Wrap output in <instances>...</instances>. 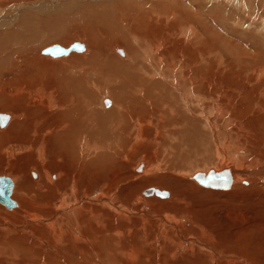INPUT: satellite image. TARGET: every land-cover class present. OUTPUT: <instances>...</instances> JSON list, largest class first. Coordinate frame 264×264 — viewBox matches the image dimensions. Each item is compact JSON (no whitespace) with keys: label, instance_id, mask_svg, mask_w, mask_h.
Masks as SVG:
<instances>
[{"label":"bare ground","instance_id":"1","mask_svg":"<svg viewBox=\"0 0 264 264\" xmlns=\"http://www.w3.org/2000/svg\"><path fill=\"white\" fill-rule=\"evenodd\" d=\"M15 1L20 0H13V2ZM181 1H186L189 4L190 0H165V2H162V0H143L144 3L138 7H131L130 4H123V8L126 11L135 15L134 21L136 24L134 22L128 23L130 29L129 34L120 35L117 32H111L108 24L116 19L113 6L100 5L93 1L85 3L86 6L84 7L86 8L84 9H82L81 6L80 8L82 11L79 13L78 11L80 9L77 10L79 15L75 16L73 13L74 17L62 21L61 17H58L56 14H51V16L49 15V17L45 19L35 18L32 14L22 16L19 24L14 22L16 24L12 26L15 27L12 32H10V30L1 32L0 29V65L2 66L0 67V111H10V114H7L8 118L4 125H1L0 120V127L4 128L8 122L13 120L11 111L12 114L14 113L16 115L11 126H9L6 131L0 132V167L4 170L12 167L23 175L26 173V170L21 169L23 166L22 164H24L23 167L25 168L37 166V168L44 172V178L46 182H48L46 193L40 194L41 199H39V202L34 203L35 200H33V202L32 199L35 197L31 195L28 196L22 191L23 187L25 190L30 185H32L35 193H37V187L38 189L42 188L38 182H34V180L38 179V174L36 172H31L29 180H22L21 189L16 193L18 198L25 204L24 207L14 212H7L6 210H3V212L0 211V214L2 213L0 217H3L5 222L4 224L1 223L0 226H7L6 237L3 240L0 239V253L6 251L7 256H13L12 259L14 257L16 258L19 253V256H23L21 260L26 262L25 264H168L169 261H171L170 257H176V253L164 247L163 241H168L167 239L169 238L165 235H161L163 234L162 225L164 223L171 224L172 222L174 230L180 235V231L178 232V230L181 227L179 228V226L184 227L188 220L185 217L177 218L172 214H168V216H164L163 214L160 216V214H158L157 217L160 218V220H158L159 229L157 226L155 228L153 225L149 226L150 229H148V220L153 217L151 212H153V210L155 211L152 206H155L157 202L152 205L150 204L151 200L146 199L147 196H156L157 198L161 197L166 199L169 198L172 193L167 191L168 195L160 196L156 193H141L140 189L137 192L135 191L137 189L133 190L135 191L133 193L129 187L130 189L127 188L121 192V196H123V193L128 195L126 201H131L128 206L135 209V211L125 208L121 204H113L117 201L119 186L124 185L122 179H126L128 183L133 184L134 188H138V185L142 184V181L139 182V180L146 179L148 184H154L156 179H161L160 176H150L154 174L156 170L158 172L160 171V162L153 164L149 162V160L148 164H146L145 160L140 159L138 160L139 162L137 161L133 164V167L131 164V160L134 157L133 154L143 145L142 142L144 141V137L146 135L150 136V133L147 132L144 126L145 123H147V119L150 125H154V121L148 118L152 112L163 111L168 124L172 125L168 127L169 129H172L173 126L180 127L179 132L177 131L176 134L175 132L171 133L169 129H167L169 135H164L157 139V133L155 132L151 135V138L153 139V151H164V153H161L158 157L163 159L162 163L164 160L165 163L167 161L168 166H170L172 170L177 171V174H180L181 178L189 179L190 181L196 179L200 183L197 176H203L205 178L210 173H215L219 175L214 178L213 181H217L218 177L222 180L223 172L230 177V185L227 188L212 187L204 185L203 183L200 184L207 188L227 190L232 187L234 181L243 179L244 173L245 175L248 174V172L243 171V165H238L240 158L247 153L248 149L247 146L241 144L242 140L239 139L241 136L239 131H245L249 138H251V134L248 129L240 126V124L245 126L243 122L237 120L231 121L230 117H226V114H224L231 110V108H235L234 104L237 101L234 100L232 93H235L239 86H237V84L235 86L232 83L234 87L232 91H229L227 87L223 88V85L226 84L223 80L227 82V77H223V73H221L222 69L218 70L219 65L222 64V59L221 61H217L216 59L213 60L214 47L210 33L211 29H209L210 27H202L204 33H207V37L204 35H200L201 37L197 36L198 31L195 25L201 26L204 24L198 23V21H201L198 20V15L201 11L196 12V10L193 11L188 7H181L180 9L177 5H179ZM198 1L191 0L190 3H200ZM232 1L234 6H237L236 8L245 9L241 1H239L238 4V0ZM7 2L8 0H0V7L5 6ZM186 2L181 3L186 4ZM222 3L223 0L219 3L220 5L218 4L219 7H217V9H220L218 14L223 16L224 10L225 15L232 17L233 13L231 12L229 3ZM201 4L203 5L204 9H202L204 12L206 9L208 10L210 8L213 11L212 7L215 8L217 6L216 0H202ZM238 5L240 7H238ZM261 5L264 6V3ZM152 6L155 7L151 10ZM136 8L137 12H135ZM176 14H179L177 19H175L177 17ZM152 16H156V18ZM173 16L176 17L173 18ZM210 16L212 15L210 14ZM28 19L33 21H29ZM236 19L237 18H235V20ZM167 20H169V22H166ZM9 21L8 22L11 23V20ZM22 21L23 25H21ZM176 21L177 24H179L177 26L178 28L172 26ZM260 21L264 22V14ZM250 25L251 24H249V26ZM256 28L259 30L262 28L264 32V23L259 24L257 21ZM168 29L174 30L166 37L162 36L161 34H165L164 31ZM39 31L40 34L50 33L52 37H50L49 41L47 40L44 44L39 45V43L35 42V38ZM83 32H86L85 35L88 37L90 50L86 48L87 46L84 43H81L82 41L78 40L76 42L83 44L81 50L73 49L69 53L56 56L45 53L43 49V51L40 52L41 55L38 53L39 49L52 43H62L61 45L67 44L66 42L68 40L77 36L75 33H78L82 38ZM258 32L261 33V31ZM65 35H67V37ZM142 36L144 38H151L153 40L151 45L144 44L141 40ZM176 36H180L179 38H182V41L178 38L171 40ZM165 41L168 42V45L164 44ZM118 44L125 47V52L118 49ZM19 46L24 47L23 54H19L13 49ZM55 46L60 45L55 44ZM75 51H81L83 53L76 54ZM205 53H207V56L209 55L213 64L209 65L210 63H207L208 65H201L200 60L202 58H199L202 54L206 55ZM216 65H218V67ZM186 70H188V76ZM261 73H264V70ZM233 80H236V78H233ZM105 86L108 89L107 92H99L100 89ZM209 86H211V89L212 86H215V89H217V99H214L215 96L212 98L209 94ZM259 91L261 92V90ZM224 92H228V101L232 99L233 107H228L229 103L223 105V103L227 101L225 100L223 102ZM245 92L246 91L241 92L243 96H241L242 99L240 98L239 102H241V100L248 102L252 100V108L255 106L260 114H256L252 117L251 114H255L252 109L249 110V114L247 113L248 111L246 113L239 112V114L252 117V120L248 122L247 125L257 130V126L264 123V101L261 105L260 101H258L259 99L257 100L254 98L256 96L255 93L258 95V92L254 90L249 92L247 89V92ZM106 93H108V96H103V94ZM261 95L264 99V94L261 93ZM205 96L210 99V105H207L208 110L204 109V102H207ZM26 106L28 108H25ZM185 108L188 109V112L182 114ZM235 109L237 110V108ZM240 111H242L241 108ZM1 114L5 113L3 112L0 113V115ZM198 115H202V119L209 117L210 124L203 128L201 120L198 119ZM131 117L139 119V122L136 124L135 121L130 122ZM223 120L225 122H223ZM256 122L258 125H256ZM135 127L137 131H135ZM155 128L157 131H160L157 125H155ZM257 133L262 135V139L260 142L252 140L257 146L252 149L254 152H260L263 156L264 148L261 151L260 149L264 147V130L261 133L257 131ZM198 134L201 137L203 134L206 135V141L204 140V143L201 137L195 138ZM133 137L142 141L136 144L134 143ZM223 139L226 140H224V143L227 142V145L222 142ZM167 140H169V143ZM182 141L184 143H182ZM243 142L248 145L246 140H243ZM10 145L26 146L23 147V152L21 151L19 153L21 155L16 159L14 158L15 161L8 162V160L15 155H12L11 151L7 149L6 146ZM52 145L57 146V153L53 152L54 147L51 149L50 146ZM5 147L8 151L4 149ZM25 149H27V151H25ZM209 151H212L215 155L213 162L199 166L197 162L198 154L207 155L206 152L210 153ZM212 154L208 156L212 157ZM191 156L197 158L196 161H194L197 162V166H192L191 170V165L190 168L188 167L189 169L183 166L179 167L180 164L178 165V163L181 159H186V161H188V158ZM200 158L201 160L203 159L202 157ZM46 160H49L47 163L49 168H44V166H42V163ZM183 162L184 161L181 163ZM251 163L259 165L258 176L264 174V161L259 157V154L254 156ZM184 165L186 164L184 163ZM187 165H189V162ZM255 165L253 166L255 167ZM197 167H199V169L203 168V170L193 172L194 174L192 175L185 173L191 172ZM241 168L243 169L241 170ZM92 169L97 172V175L91 171ZM50 170L58 171L60 173L58 177H60L62 173L63 178L54 183L53 176L50 175ZM137 171H141L142 173L140 175L144 174L145 177L138 179L139 176L135 175L138 173ZM85 174L90 177H85L86 179H84V182H90L92 178L96 179L92 187L87 190H93L97 186L110 189L103 198L108 204H81L79 201L80 196L76 194V189L78 191L81 189L77 188L75 183L78 176H83ZM18 177L20 178V176ZM23 177L25 176L23 175ZM30 178H32L31 180H33V182L30 181ZM54 178H57V175H54ZM16 179L11 180L13 182ZM29 181L31 183H29ZM173 182L178 183L174 180L169 181L168 186L171 185L172 190L175 189V187L172 186ZM241 182H243V180ZM14 183L15 182H13L11 198ZM77 183L80 184V181H77ZM144 183L145 182H143V184ZM67 185H70L73 190H69L66 194L59 195L62 197L61 200L51 199L52 195H54L53 193H55L58 188L64 189ZM196 187H194L192 183L184 182L183 189L179 190L182 186H178V188H176L178 190L175 189L174 194H182L183 192L191 193L192 190H196L195 192L193 191L194 194L205 192L203 191L204 189L199 190ZM240 189L242 188L240 187ZM213 193L223 196V192L221 191L215 190ZM182 198L184 199L183 204L185 205L187 204V200L189 202L193 201V196L191 194L184 195ZM84 199H86L84 203L90 201V198L85 197ZM0 203L7 208L16 206L15 204L9 207L4 202L0 201ZM53 204H56V207H54ZM131 204L134 205L131 206ZM159 204L161 207H174L179 211L191 214L183 204L160 202L157 205ZM60 205H62V208L59 210ZM192 205L194 206L192 207L193 212H203L201 211L202 208L200 209L196 204ZM41 206L57 208V210H55L57 215L67 211L65 220L53 218L49 221H45L40 218L43 216L41 210L38 214L31 212L19 213L25 208L39 210ZM158 207L159 209L156 207L157 212L163 209L160 206ZM190 207L191 206H189V208ZM106 208L107 210H105ZM200 215V218L196 217V219L198 218L197 226L201 228L197 226H195V228H197L199 232L213 234L214 241H204L202 238L203 240L199 239L194 242L212 252V254L208 255H210V260L213 261V264H238V262H241L242 259L235 256L238 251L232 253L227 250V245L232 241L226 242L227 240H223L222 238V240L219 241L218 238L223 236V230L220 227H216L215 230H212V228L204 222L208 218L206 219L204 218L205 216L202 214ZM121 219L123 221H121ZM22 220L25 221L22 222ZM29 222L31 223L30 226ZM232 225V223L229 224V228H231ZM62 226L64 228L68 227L69 234L67 237H65V232L67 230L63 229ZM242 228L240 229L242 230ZM23 229H25L24 232H27L26 234L28 236L38 239L39 242H30V239L21 237L20 235L24 233ZM197 229L191 228V231H198ZM217 229L219 230L217 231ZM237 229H239V227L235 228V230ZM248 229L245 227L244 230L247 231ZM19 230L23 233H17ZM220 230L222 231L219 232ZM3 233H0V236ZM9 233L15 234V236H9ZM247 233H250V231ZM230 235H233V233ZM242 235L243 232L241 233V236ZM179 238L180 237H178V239ZM136 240L140 241V245L142 246L145 245L149 247L153 245L155 248V251H153L154 253L152 254L150 251L147 252V250L137 247L136 244L138 243ZM215 241L216 243L214 246L212 243ZM50 242L60 244V252L57 253L55 251L54 253V249H49L47 252L21 253L24 249L29 250L31 247L36 246V244L41 249L45 244L50 245ZM183 242L182 245L187 241L184 239ZM25 246H29V248ZM185 247L187 249L189 246ZM252 247H249L246 251L251 252ZM56 250L58 251V249ZM66 254L73 258H68ZM78 254L80 258L77 256L75 257V255ZM9 260L11 259L9 258ZM135 260H137L136 263L133 262ZM193 263L205 264L200 257L194 258Z\"/></svg>","mask_w":264,"mask_h":264},{"label":"rangeland","instance_id":"2","mask_svg":"<svg viewBox=\"0 0 264 264\" xmlns=\"http://www.w3.org/2000/svg\"><path fill=\"white\" fill-rule=\"evenodd\" d=\"M89 1H93L94 3L100 4V5H112L113 6L114 13L116 14V19L112 20L108 25L110 26V31L111 32H117L120 35L121 34H129L130 33V29H129L128 23L134 22L136 24V22L134 21L135 15L133 13L130 14L128 11H126L123 8V4H130L131 7H138L139 5H142L144 3L143 0H25V2H24V0L15 1V2H13V0H10L11 3L8 0V2L6 3L5 6L0 7V29H1V32L9 31V30H10V32H12L14 30V28H15V27H12V26L14 24H16V23L19 24L20 18L22 16L32 15V14H33V16H35V18L38 17V19L39 18L40 19H45V18L49 17V15L51 16V14H53V15L56 14L58 17H61V21H62V20H65L67 18L74 17V15L75 16L79 15L80 11H82V9L86 8V7H84V6H86L85 3H88ZM172 1H174V0H172ZM190 1H189V4L186 1H181L183 3L186 2V4H183V3L179 2V5H177V6L180 9H181V7L182 8L183 7H188L190 9H192L193 11L196 10V12H200L201 11L200 14L198 15V20H201V21L200 22L198 21V23H204L205 25L204 24H203L204 26L203 25L200 26V25H197V24L195 25L196 29L198 31L197 36L204 35L205 37H207V33H204L202 27H204V28H209L210 27L209 29H211L210 33H211V36H212V39H213L212 43H213V47H214L213 60L216 59L217 61L218 60L221 61V59H222V64L219 65V67H218V65H216V66L218 67V70L222 69L221 73H223V77H227V82L223 80V82L226 83V84L223 85V88L227 87L229 89V91H232L234 89V87L232 86V83L235 86H236V84H237V86H239V87H237V91L235 93H232V96L234 97V100L237 101L234 104L235 108H237V110L235 108L234 109L231 108V110H229L227 113H224V114H226V117H230L231 121L237 120V121L243 122L245 124V126L243 124H240V126H243L245 129H248L249 133L251 134V138H249V137H247L245 131H242V132L239 131V133L241 134L239 139L242 140L241 144L244 145V146H247L248 149H247V153L245 155H243V157L240 158V160H239L240 162H239L238 165H241V166L243 165L242 167L244 169L241 168V170L243 169V171L244 172L245 171L248 172V174L245 175V173H244L243 174V179L234 181V184L232 185V187L230 189H227V190L207 188V187L202 186L196 179L193 180V181L192 180L190 181L189 179L181 178V175L177 174L178 173L177 171L172 170V168L170 166H168V162L167 161L165 163V160H164L163 163H162L163 159L158 157L161 153H164V151H162V150H160L158 152H154L153 151V144H152L153 143V139L151 138V135L156 132L157 133V139L161 138L164 135H169L168 132H167V129H169L168 127H170L172 125L168 124V122L166 120L167 118L163 114V111L162 112H152L148 116V118H151L154 121V125H150L149 122H148V119H147V123H145V126H144V128L146 127L147 132L150 133V136L146 135L144 137V141L142 142L143 145L137 152H135L133 154L134 157L132 159L133 161L131 160V164H132V167H133V164L136 163L140 159L145 160L146 164H148L149 160H150L149 162H151L153 164H156L157 162L158 163L160 162L159 163L160 166H161L159 168L160 171L158 172L156 170L155 173L150 175V176L151 177L160 176L161 179H156L154 181L155 183L153 182L154 184H148L147 183L148 181L146 182V179L145 180L144 179L143 180H139V182L142 181L141 182L142 184H140V185L137 184L138 188H134L133 184L128 183L126 179H122V182L124 183V185H120L119 186V189H118L119 190L118 191L119 196L116 193L117 194V201L114 202L113 204H121L125 208L132 209V210L135 211V209H133V208L128 206L129 202H131V201H126L128 195H125V193H123V196H121V192H123V190L127 189V188L128 189L131 188V191L137 189V190H135L136 192L139 191V189H140V192L144 193L149 188L153 187V188H156V189L160 190L161 192L162 191H168V192L172 193L171 195L173 197L170 195V197L166 198V199H163L161 197L157 198L156 196L155 197H153V196H149L148 197L147 196V198H146L148 200H151L150 204H152V205L157 202L155 204V206L151 205L152 208L155 209V211L153 210V212H151V215H153V217L150 220H148L149 221L148 227L153 225L155 228L157 226V228L159 229V221L158 220H160V218L157 217L158 214H160V216H162V214L164 216H168V214L169 215L172 214L173 216L175 215V217H177V218L185 217L189 221V222L186 221V224L184 226L185 228L182 227V226H179V228L180 227L181 228L179 230L177 229L178 232L180 231L179 232L180 235L176 233V230H174V225H172V222H171V224L164 223L162 225L163 234H161V235H165V236H167V238H169V239H167L168 241H165V242L163 241L164 247L167 248V250L171 249L170 250L171 252L173 251L174 253H176L175 254L176 257H174V258L170 257L171 261H169V263L167 262L168 264H171V263L172 264H174V263H177V264H179V263L180 264H194L193 263V259L197 258V257H200V259H203V263H205V264H211V263L213 264V261L210 260L211 259L210 255H208V254H212V252L210 250L206 249L205 247L200 246V244H197V243L194 242L195 240L197 241V240L202 239V238L204 239V241H206V240L207 241H209V240H213L214 241L213 234H210L208 232H199V230L197 228H195V226H197V219L200 218V216H201L200 214L205 216L204 218H206V219L208 218L204 222H206V224L209 227H211L212 230H215L216 227H220L223 230V236L218 238L219 241H221L222 239L223 240H227L226 242L232 241L230 244L227 245V250L232 252V253L238 251L237 255H235V256L238 257L239 259H242L241 262H238V264H243V263H246V264H249V263L258 264L259 262H260L259 264H264L263 263L264 262V224H260V223H264V174H261L260 176H258L259 165L258 164L255 165V164L251 163L252 159H254V156L256 154L257 155L259 154V157H261L263 159V161H264V155L262 156V154L260 152H256V151L254 152V150H253L255 147H257L256 144L253 141L260 142L261 139H262V135L258 134L257 131L259 133H261L264 130V125H263L264 123L258 125L257 122H256V125H258L257 126V130H255L254 128L248 127V125H247L248 122H250L252 120V117L254 115L260 114V112H259V110L256 109L255 106H253V108H252V106H251L252 105V100L250 102L244 101V100L243 101L241 100V102H239V99L240 98L242 99L241 96H243V94H241V92L242 91L243 92L244 91L247 92V89H248L249 92H252L253 90L255 92H258V95L255 93L256 96L254 98H256L257 100L259 99L258 101H260L261 105H262V102L264 101V99H263V97L261 95V93L264 94V73H261L264 70V32H263L262 28L260 30L256 28L257 21H258L259 24H263L264 23V22L260 21V19L263 18V14H264V9H263L264 6L261 5L262 3H264V1H260V0H254V1L253 0H245V2H244V0H238L237 4L239 3V1H241V4L243 3V6L245 8V9H238V8H236L237 7L236 5L234 6L232 0H228V1L227 0H223L222 4H225V2L229 3L230 8H231V12L233 13L232 17H230V16L228 17L227 15H225L224 10H223V16L218 14L220 9L219 8L217 9V7H219V5H220L219 3H221L222 0L221 1L216 0V5L217 6L215 8L212 7L214 12L211 10V8L208 9V10L206 9V11L204 12L203 5L201 4L202 0H199V1L196 0V1L200 2V3H197V2L190 3ZM82 2H83V4H82ZM162 2H165V0H162ZM249 2H251V3H249ZM167 3H165V4L168 5ZM239 5H238V7H240ZM81 6H82V9L80 8ZM154 7L155 6H152L151 10ZM78 9H80L78 11L79 13L77 12ZM175 9H177V8H175ZM214 9H216V10H214ZM240 10H241V12H240ZM210 11H212V12H210ZM75 12H77V13H75ZM135 12H137V8L135 9ZM208 12H210V13H208ZM73 13H74V15H73ZM203 13L206 14V15H209V16H206ZM69 14H70V16H69ZM210 14L213 17L210 16ZM176 15H177V17L173 16V18L176 17L175 19H177L179 17V14H176ZM156 16H152V17L156 18ZM201 17H202V19H201ZM9 18H11V19H9ZM230 18H232V19H230ZM235 18H237L239 20H237V19L235 20ZM8 19L11 20V23H9L10 21ZM12 19H13V21H12ZM28 20L29 21H33L31 19H28ZM162 20H165V19H162ZM212 20H213V22H212ZM237 21H239V22H237ZM14 22H16V23H14ZM166 22H169V20H167ZM249 24H251V25L249 26ZM21 25H23V21H22ZM178 25L179 24H177V21L172 24V26H174V28H178L177 27ZM262 27H263V25H262ZM173 30L174 29H168V30L164 31L165 34H161V35L166 37ZM258 31H261V33H259ZM75 34L77 36L75 37L73 35L74 37L71 40H68L66 42L67 44L63 43L64 45H61L62 43L61 44L60 43H52V44L46 45V46L42 47L41 49H39L38 53L40 54L41 51H43L46 48H49L51 46H55V44L56 45H60L62 47H69L70 45H72L74 42H76L78 40L82 41L81 43H84L87 46L86 48L89 49L90 48V44H89L88 37L85 35L86 32H83V37L82 38L79 36L78 33H75ZM65 36L67 37V35H65ZM50 37H52V34H50V33L40 34V31H39L38 35L35 38V42L39 43V45H42L47 40L49 41ZM179 37L180 36L173 37L171 40L178 38L179 40L181 39L180 41H182V38H179ZM145 38L143 36L141 38L143 43L146 44V45H151V42L153 40L151 38H146V39ZM164 44L168 45V42L165 41ZM117 47H118V49H121V50H123L125 52V47L124 46H121L120 44H118ZM178 48L182 49L181 47H178ZM13 49L15 51H17V53H19V54H23L24 53V47L23 46L14 47ZM75 53L76 54H82L83 52L75 51ZM205 54L206 55L202 54L200 56V58H199V59L202 58L200 60L201 65H208L207 63H210L209 65L213 64V62L211 61L209 55L207 56V53H205ZM221 56H222V58H221ZM203 57L208 59V60L204 59ZM122 58H124V57H122ZM203 61H204V63H203ZM205 62H206V64H205ZM244 65L245 66L247 65V66L245 67ZM0 67H2V66L0 65ZM187 72H188V70H186V74L188 76L189 74ZM233 78H236V80H233ZM246 80H247V83H246ZM255 85H257V86H255ZM255 88H256V90H255ZM107 90L108 89L105 86V87H102L99 92L104 93V92H107ZM208 90H209V94L212 96V98H214V96H215L214 99H217L218 94H217V89H215V86H212V89H211V86H209ZM259 90H261V92ZM32 92H34V91H32ZM227 93L228 92H224L223 93V102L225 100H227L226 102L223 103V105H227L229 103L228 107L229 106L233 107L232 106L233 105V103H232L233 101H232V99L230 101H228ZM105 95L108 96V93L103 94V96H105ZM205 99L207 100V102H204L205 103V105H204L205 108L204 109L208 110L207 105H210V102H209L210 99L207 96H205ZM25 108H28V107L26 106ZM240 108H241L242 111H240ZM250 109H252L255 112V114H251L252 117H250V116L247 117L246 115L243 116V115L239 114V112L240 113L241 112H245L246 113L247 111H248L247 113L249 114V110ZM3 112L5 114H10V111H6V110H4L2 112L0 111V113H3ZM187 112H188V109L185 108V109H183L182 114H186ZM11 115H12L13 120L11 122H8L4 128L0 127V132L6 131L8 129V127L11 126V124L15 120L16 115L14 113L12 114V111H11ZM198 117H199L198 119L201 120V122H202L201 125H203V128H204V126L207 127L210 124L209 123V119H210L209 117L204 118V119L201 118L202 115L201 116L198 115ZM133 121H135V124H136V123L139 122V119L131 117V121L130 122H133ZM223 122H225V121L223 120ZM155 125H157L160 128V131L156 130ZM179 128L176 127V126H173L172 129H169V131L171 133L175 132V134H176L177 131L179 132ZM135 131H137L136 127H135ZM191 135H190V137H191ZM203 135H204V137H203ZM203 135L201 137L198 134L197 137H195V138L201 137V139L203 140V143H204L206 141V135L205 134H203ZM171 136L174 137L173 135H171ZM133 139H134V143H136V144L140 143L142 141L140 139H137L136 137H133ZM224 140L225 139L222 140L223 143H224ZM243 140H246L248 142V145L245 142H243ZM167 141L169 143V140H167ZM182 143H184V142L182 141ZM225 143L224 144L227 145V142H225ZM19 146L18 145L6 146L7 149L11 151L12 155L15 154L13 158H10L8 160V162L13 161L14 158L16 159L19 155H21L19 153L24 149L23 147H25L26 145H23V146H20V147ZM6 147L4 149H6ZM50 147H51V149H53V147H54V149H53L54 151L53 152L57 153V151H56L57 146L52 145ZM263 148L264 147H262L260 149V151L263 150ZM25 151H27V149H25ZM209 152L211 154L213 153L212 151H209ZM210 153L206 152L207 155L198 154V159L195 158L194 156H191L190 158H188V161H186V159H184V160L181 159L180 161L181 162L184 161V162L181 163L179 161V163H178V161H177V163H178V165L180 164L179 167L183 166L184 168H188V167L190 168V165H191V168H190V170H191L192 166H197V162H198L199 166L200 165L203 166V164H205V163L213 162L215 155L213 153L212 157H210L211 156ZM252 154H253V156H252ZM208 155H210V156H208ZM199 156L202 157L203 159L201 160V158ZM247 157H249V158H247ZM196 159H197V162H194V161H196ZM241 159H243V160H241ZM48 161L49 160H46L44 163H42V166H44V168L45 167L49 168V165L47 164ZM188 162H189V165H187ZM184 163L187 166L184 165ZM22 165L24 166V164H22ZM22 165H20V166H22ZM246 165H247V168H246ZM253 165H255V167ZM23 166H22L21 169L22 170H24V169L26 170V173L23 174L25 177H23V175L18 173L16 171V169H14L12 167L9 168V169H6L7 171L0 167V176L9 177L10 179H16L17 178L16 180L13 181L15 183H14V189H13V193H12V199L15 200L16 206L13 207V208H7L6 206H4V205H2L0 203V211L1 212H3V210H6L7 212L19 211V210H21L24 207L25 204L18 198L16 193H18V191L21 189V187H20L21 186V181L24 180V179H27V181L29 180L31 172H36L38 174V179L34 180V182L35 183L38 182L41 185L42 188L38 189V187H37L36 192L38 194L34 192V189H33L32 185H30L25 190H24V187H23L22 191H24V193H26V195H28V196H30V195L34 196L35 198L32 199V201L35 200V202L33 201L34 203L39 202V199H41L40 194L46 193V186H48V182H46V179L44 178V172L41 171L39 168H37V166H31V167H28V168H25ZM236 166H237V164H236ZM175 167H178V166H175ZM202 170H203V168L199 169V167H197V168H195V170H192L191 172H185V173H188L189 175H192V174H194L193 172L202 171ZM248 170H250V171H248ZM91 171H93V173L95 175H97V172L95 170L92 169ZM260 171H261V168H260ZM57 172L58 171H56V170H53V171L50 170V175L53 176V182L54 183L60 181L63 178V174L61 173V176L58 177V174H60V173L59 172L57 173ZM137 172L138 173L135 174V175L139 176L138 179H141L142 177H145L144 174L140 175L142 173L141 171H137ZM54 175H57V178H54ZM253 175L254 176L256 175V176L254 177ZM18 176H20V178ZM87 176H88L87 174H85L83 176H78L77 179H76V183H75L76 187L81 189L80 191H78L76 189V191H77L76 194L80 196L79 201L81 202V204H108L106 201L103 200V198H104V196H106V194H107L106 192H108L110 189L107 188V187H102L101 188L100 186H97L93 190H87V189H90L92 187V185L94 184V182L96 181L95 178H92L90 182H84V179H86L85 177H87ZM150 176H148V177H150ZM89 177L90 176H88L87 178H89ZM31 179L32 178H30V181L33 182V180H31ZM170 180H174V181H177L179 183V184L176 183V182L172 183V186H174L175 189L178 188V186H180V187L182 186V188H179V190L183 189L184 182H187V183H190V184L192 183V185L194 187L197 186L196 188H198L199 190H203L204 189L203 191H205V192H202L200 194L197 193L198 194L197 195V194H194V192L196 190H192L191 193L183 192L182 194H178V193L174 194L175 193L174 192L175 189L172 190L171 189V185H169L170 187L168 186V183H169ZM242 180H243V182H241ZM30 181H29V183H31ZM77 181H80V184H78ZM143 182H145L146 184L145 183L143 184ZM194 183H195V185H194ZM234 186L235 187L238 186V187L235 188ZM240 187L242 189H240ZM235 189H236V192H235ZM69 190H73V188L70 187V185H67L66 188H64V189L58 188L55 191V193H53L54 195H52L51 199H55V200L59 199V200H61L62 197H60L59 195H62L64 193L66 194L67 192H69ZM176 190H178V189H176ZM215 190L219 191V192L220 191L223 192V196L218 195V194L215 195V193H213V191H215ZM135 191H133V193ZM237 193H238V195H237ZM183 194L184 195L191 194L193 196V201L189 202L187 200V204L186 205L183 204L184 203V199L182 198L184 196ZM219 196H220V198H219ZM85 197L90 198V201L84 203L85 200H86V199H84ZM176 200H178V201H176ZM66 201H67V199H66ZM159 201L160 202H164V203H168V204H183L184 207L187 208L190 211L191 214H189L188 212L184 213V211H179L177 208H174V207H168V206H162L161 207L160 204L157 205L158 203H160ZM30 202H31V198H30ZM192 204H196L200 209L202 208L201 211H203V212H198V213L193 212L192 207H194V206ZM55 205L53 204L54 207H56ZM133 205L134 204H131V206H133ZM158 206H160L163 209H160L157 212V209H159ZM189 206H191V207L189 208ZM45 207L46 206H41L39 208V210L38 209H31L30 210V208H25L24 210L20 211L19 213H21V212L22 213L31 212V213L38 214V213H40L42 211L41 213L43 214V216L40 217V218H42L45 221H49V220H51L53 218L54 219L60 218V219H64L65 220V214L67 213V211L63 212L62 214H58L57 215L56 212H55V210H57V208L55 209L53 207H49L48 206L45 209ZM156 207H157V209H156ZM61 208H62V205H60L59 210ZM37 210H38V212H37ZM45 210H47V211H45ZM105 210H107V208ZM151 211H152V209H151ZM0 215L2 216V213ZM154 216H156V217H154ZM196 217H198V218L196 219ZM5 218H7V217H5ZM77 218H79V217H77ZM24 221L22 220V222H24ZM121 221H123V220L121 219ZM254 222H256V223H254ZM1 223L2 224L5 223L3 217H0V224ZM231 223L233 224L232 227H231L232 229L229 228V224H231ZM217 224H219V225H217ZM30 225H31V223L29 222V226ZM42 225H46V224H42ZM252 226H253V228H252ZM197 227L201 228L200 226H197ZM236 227L237 228L239 227V229L235 230ZM245 227L247 229L248 228H250V229H248L246 231V230H244ZM62 228L67 230L65 232V237H67V235L69 234L68 227L64 228L62 226ZM191 228L192 229H197L198 231H191ZM240 228H242V230ZM6 229H7V226H5V225H3V226L1 225L0 226V233H3V232L5 233V234L3 233L0 236L1 240H3L6 237V232H7ZM148 229H150V227ZM134 230H137V229H134ZM218 230L219 229H217V231ZM222 230H220L219 232H221ZM234 230H235V232H234ZM24 231H25V229H23V232ZM185 231H186V233H185ZM249 231H250V233H247ZM23 232H20V230H19L17 233H23ZM242 232H243V235L241 236ZM26 233L27 232H24L20 236L23 237V238L26 237V239H30V242L31 241L32 242L35 241V243L39 242L38 239H34L31 236H28ZM231 233H233V235H230ZM153 234H155V233H153ZM9 236H15V234L9 233ZM190 236H192V237H190ZM178 237H180V238L178 239ZM184 239L187 242L182 245V242L184 241ZM136 242L138 243V244H136L137 247H140L143 250H147V252L150 251L152 254L154 253L153 251H155V248H154L153 245H150L149 247L148 246L146 247L145 245H143V246L140 245V243H141L140 241L136 240ZM155 242H157V241H155ZM180 243H181V245H180ZM215 243H216V241L213 242L212 244L215 246ZM49 244L50 245L45 244L44 245L45 248L43 247L41 249L36 244V246L31 247L29 250L24 249L23 251H21V253L27 254V253H35V252H47V251H49V249H54V253H55V251L57 253L60 252L59 251V250H61V245L60 244H57L55 242L54 243L50 242ZM184 245L185 246H189L190 248L187 247V249H186V247ZM25 247L29 248V246H25ZM59 247H60V249H59ZM249 247H252V251L251 252L250 251H246V249H248ZM255 247H257V248H255ZM56 249H58V251ZM253 249H254L255 252L253 251ZM165 252H166V250H165ZM2 253H0V263H7V264H15V263L25 264L26 263V262H23L21 260V259H23L22 258L23 256H19V253L17 254L16 258L15 257L13 258L15 260L12 259L13 256H7V252L6 251H2ZM3 256H5V257H3ZM76 256L79 257V254L75 255V257ZM247 256H248V258H247ZM8 257L11 260H9ZM67 257L69 258L71 256L67 255ZM71 258H73V257H71ZM251 258L254 259V260H252ZM137 259H139V258H137ZM71 260H73V259H71ZM174 260H175V262H174ZM178 260H179V263H178ZM133 262L136 263L137 260H135Z\"/></svg>","mask_w":264,"mask_h":264},{"label":"water","instance_id":"3","mask_svg":"<svg viewBox=\"0 0 264 264\" xmlns=\"http://www.w3.org/2000/svg\"><path fill=\"white\" fill-rule=\"evenodd\" d=\"M83 48V44H80L79 42H76L69 46L68 48H63L61 46H52L44 50L45 53H49L52 55H61L64 53H69L73 49L81 50ZM8 118L7 114H1L0 120L1 125H4L6 120ZM219 174L210 173L205 178L202 176H197L200 183H203L204 185H209L212 187H222L227 188L230 185V177L228 174H224L222 172V180L217 178V181H213L214 178H216ZM13 182L9 177L0 176V201L6 203L9 207L16 204L15 200L11 198V192H12ZM146 193L152 194L156 193L160 196H166L168 195L167 191L161 192L158 189H154L153 187L149 188Z\"/></svg>","mask_w":264,"mask_h":264}]
</instances>
